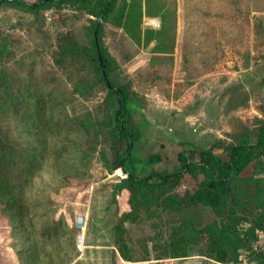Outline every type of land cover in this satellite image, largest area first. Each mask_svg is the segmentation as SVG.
Returning <instances> with one entry per match:
<instances>
[{"label":"rangeland","instance_id":"rangeland-1","mask_svg":"<svg viewBox=\"0 0 264 264\" xmlns=\"http://www.w3.org/2000/svg\"><path fill=\"white\" fill-rule=\"evenodd\" d=\"M139 1L140 44L112 21L102 33L117 78L127 82L136 100L130 109L142 136L134 152L144 160L153 154L163 160L143 164L139 173L148 174L155 165L178 167L180 147L172 137L200 146L217 142L215 151L223 158V146L243 132L255 142L264 121V0H188L180 24L177 0H151L153 13L160 14L157 25L144 18ZM96 2L53 4L35 12L0 7V47L7 48L0 67L13 74L2 81L21 100L0 110V129L11 146L25 154L33 150L36 157L15 205L0 199V264H260L246 248L226 263L208 256L210 239L221 235V220L209 206L186 205L183 211L174 210V203L167 206V196L194 192L203 174L185 173L170 189L143 187L132 208L121 186L125 173L115 168L107 89L93 59L90 8ZM129 3L118 18L124 19ZM146 37H152L147 45ZM38 97L43 101L36 107ZM233 189L230 216L236 221L230 224L254 250L264 251V229L253 241L248 230L264 207V157ZM183 214L187 224L181 226ZM190 218L201 232L190 227ZM185 243L187 256L156 259Z\"/></svg>","mask_w":264,"mask_h":264},{"label":"trees","instance_id":"trees-1","mask_svg":"<svg viewBox=\"0 0 264 264\" xmlns=\"http://www.w3.org/2000/svg\"><path fill=\"white\" fill-rule=\"evenodd\" d=\"M92 1H97L95 5L90 8V13L93 15L91 19V40L92 49L94 50L93 59L97 63V72L99 78L103 81L106 89V99L110 109V122L112 126L113 141L115 147V168L124 169L125 177L121 186L126 188L129 192V201L132 208L135 206L137 193L143 187L149 190H156V188H174L177 186L185 173L197 176L203 174L204 178L199 182L198 187L192 193H186L184 198L175 199V197L167 196L165 201H168L167 206L176 204V211H183L186 205L191 206H209L220 218L221 233L214 234L210 239L208 246V256L215 261L226 263L228 261L238 258L240 248L252 250L256 258L260 259V264H264V251L254 250L250 239L240 238L235 230L234 225L230 224L233 215L232 205L236 202L233 186L235 180L244 178L250 167L255 166L257 159L264 157V121L258 127V134L255 142L250 140V132H243L240 138L233 143H229L223 148L227 151V157L223 158L215 151L217 142L210 146H200L191 141L181 142V150L178 153L179 165L173 171L151 169L148 174L139 173L140 167L143 164L152 166L157 162L162 161L160 155H150L148 159L144 160L142 157L134 152V145L141 137V130L139 124L133 119L130 111L131 105L136 104L130 92L127 82L121 81L117 78V74L111 63L109 62L107 50L103 40V26L106 22L112 21L117 26H122L125 33L134 38L137 44L141 41V31L138 29L139 21L135 17L142 16V7L139 0H130L128 4L130 10L125 13L124 19L118 18V13L123 5H126L127 0H0V7L10 6L24 11H38L42 8H47L53 4H70L81 5L87 7ZM125 7V6H124ZM132 16L134 19H132ZM165 27V26H164ZM152 33L153 30H151ZM151 38L146 37V44L151 41ZM73 45L74 42L68 41V45ZM149 44V43H148ZM66 46L65 50L70 49ZM160 48V45H158ZM6 47H0V61L1 55L6 50ZM161 49V48H160ZM104 67L109 85L107 84L102 72ZM11 77V72H5V69L0 67V110L8 111L11 107H15L16 103H20V98H14L9 84L2 81L5 77ZM261 85L264 89V75L261 78ZM79 88V87H77ZM81 93V92H80ZM35 104L39 106L43 101L37 98ZM34 122V120H33ZM41 125V121H40ZM194 153L198 156V160L193 159L189 154ZM33 150L28 154L22 153L21 150L11 146L5 136L4 130L0 129V199L5 200L7 206H13L16 203V193L19 190L20 182H26L27 175L30 173L33 163L36 161ZM142 165V166H141ZM26 170V172H25ZM21 180V181H20ZM261 194H258L254 199H258ZM133 213L124 212L121 221L129 218ZM230 217L229 221L228 218ZM183 219L179 225L187 224V216L183 214ZM248 230L251 232V240L257 239V231L264 229V207H261L251 222ZM196 232H201L203 228H197L194 218H190V227ZM234 227V228H233ZM227 239L225 243L221 238ZM236 238V239H235ZM182 241H185L182 239ZM123 257L130 261V255L126 250H122ZM232 253V256L230 253ZM188 255V246L184 245L172 246L171 252L162 253L156 256V259L163 257H185ZM230 255V256H229ZM144 260H150L146 258Z\"/></svg>","mask_w":264,"mask_h":264},{"label":"crops","instance_id":"crops-1","mask_svg":"<svg viewBox=\"0 0 264 264\" xmlns=\"http://www.w3.org/2000/svg\"><path fill=\"white\" fill-rule=\"evenodd\" d=\"M188 0H177V2H178V10H177V14H178V23L180 24L181 22H182V20H183V18H184V9H185V3L187 2ZM150 2H151V0H143V11H144V18L145 19H148L150 22L152 21V20H158V21H160L159 20V16H160V14H155V13H153V11H152V9H151V5H150ZM159 8H163V9H165V4H162V5H160L159 6ZM162 14V13H161ZM172 54H174V56H175V58L177 59V55L179 54L178 53V50H174V52L172 51ZM134 105V104H133ZM132 105V106H133ZM130 111H131V109H130ZM132 113V112H131ZM162 129H164L165 131H167L166 130V126H163V128ZM142 134V133H141ZM142 136V135H141ZM166 138H170L169 136H168V134H167V137ZM173 139H175V141H177V142H179V143H176L177 144V146H179L180 147V149L178 150V153H179V151L181 150V148H182V146L180 145L181 144V142H183V141H191L192 142V140H182V139H178V138H176V137H172ZM139 141H141V137H140V139L137 141V143L139 142ZM164 142H167V140H163ZM178 153H177V156H178ZM189 156L192 158V156L189 154ZM141 157V156H140ZM193 159H195V158H193ZM196 160H198V159H196ZM163 161V160H162ZM161 162V161H160ZM155 169H157V170H159L158 168H157V166L155 165ZM164 170H168V171H173V170H175V169H173V170H169L168 168H166V169H164Z\"/></svg>","mask_w":264,"mask_h":264},{"label":"water","instance_id":"water-1","mask_svg":"<svg viewBox=\"0 0 264 264\" xmlns=\"http://www.w3.org/2000/svg\"><path fill=\"white\" fill-rule=\"evenodd\" d=\"M102 72H103V75H104V77H105V80H106L107 84L109 85L110 83H109V80H108V78H107V75H106V72H105L104 67H102ZM122 171L124 172V169H122Z\"/></svg>","mask_w":264,"mask_h":264},{"label":"built area","instance_id":"built-area-1","mask_svg":"<svg viewBox=\"0 0 264 264\" xmlns=\"http://www.w3.org/2000/svg\"><path fill=\"white\" fill-rule=\"evenodd\" d=\"M151 23H152L153 25H157V24H159L158 20H152ZM81 223H82V220H78V224H81ZM79 247H80V245H79Z\"/></svg>","mask_w":264,"mask_h":264}]
</instances>
